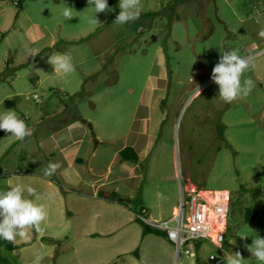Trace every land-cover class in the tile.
Returning <instances> with one entry per match:
<instances>
[{
  "label": "rangeland",
  "instance_id": "obj_1",
  "mask_svg": "<svg viewBox=\"0 0 264 264\" xmlns=\"http://www.w3.org/2000/svg\"><path fill=\"white\" fill-rule=\"evenodd\" d=\"M108 6L92 25L88 0H0V112L14 109L33 132L19 141L0 130V189L48 194L35 201L48 213L42 230L0 247V264H33L37 253L39 264H225L236 251L260 264L245 245L254 231L264 237V0H141L139 19L123 26L113 23L119 0ZM231 49L253 65L244 78L255 87L228 104L211 72ZM53 52L70 53L75 71L54 72ZM76 122L89 132L80 150L61 149L68 133L59 144L49 138ZM127 146L138 162L121 159ZM76 153L82 168L70 165ZM49 162L62 167L45 177ZM180 185L231 192L221 247L202 240L177 257L165 238L144 235L135 203L97 196H140L154 218L168 219Z\"/></svg>",
  "mask_w": 264,
  "mask_h": 264
},
{
  "label": "clouds",
  "instance_id": "obj_2",
  "mask_svg": "<svg viewBox=\"0 0 264 264\" xmlns=\"http://www.w3.org/2000/svg\"><path fill=\"white\" fill-rule=\"evenodd\" d=\"M95 15L89 18L92 25H100L97 13L111 11L108 0H88ZM119 13L113 21L114 24L123 26L135 22L141 15V0H119ZM76 12L72 7L65 4L62 15L65 20H71ZM258 35L264 38V29ZM33 52L31 56L38 55ZM54 72L69 74L75 71V64L70 53L53 52L47 61ZM249 60L239 54V49L226 50L220 55L218 63L212 69L211 80L218 86V97L225 103H233L238 99L246 98L255 87L254 81L245 79L244 74L252 69ZM0 130L9 133L8 137L23 141L33 135L32 129L27 125L14 109H5L0 112ZM62 167L60 162H49L44 168L43 175L50 177ZM47 193H40L35 186L27 184H8L6 189H0V239L14 243L17 237L27 239L29 229L40 232L41 224L47 219V211L43 203H36L46 199ZM254 231V230H253ZM252 237V243L246 244L247 251L256 261L264 264V237L256 231ZM242 240L249 236L239 235ZM234 243V241H230ZM214 258V256H212ZM41 256L35 254L33 264H39ZM225 264H244L245 259L241 252L224 254Z\"/></svg>",
  "mask_w": 264,
  "mask_h": 264
},
{
  "label": "built area",
  "instance_id": "obj_3",
  "mask_svg": "<svg viewBox=\"0 0 264 264\" xmlns=\"http://www.w3.org/2000/svg\"><path fill=\"white\" fill-rule=\"evenodd\" d=\"M231 209V192L207 190L193 185H180V199L173 215L156 219L143 207L136 218L144 225L161 231L175 247L176 256L191 254L190 243L208 240L221 247L226 239Z\"/></svg>",
  "mask_w": 264,
  "mask_h": 264
},
{
  "label": "trees",
  "instance_id": "obj_4",
  "mask_svg": "<svg viewBox=\"0 0 264 264\" xmlns=\"http://www.w3.org/2000/svg\"><path fill=\"white\" fill-rule=\"evenodd\" d=\"M56 1H59V0H56ZM6 103L10 104V102H6ZM120 157H121V159L123 161L138 162L139 159H140L139 155H138V152L135 150L134 147H131V146L124 147L120 151ZM99 197L107 199V200L115 202V203L122 204V205H127L130 202L131 203H135V206H136V211L135 212L136 213L138 212V210L143 208V206L141 205V197L140 196H138V198H131V197L123 196V195H121V194H119L117 192H112L110 197L107 198V197L104 196L103 192H100L99 193ZM136 220L143 226L144 235L154 233L157 236H161L163 238H166V235L163 232L155 230V229H152V228L144 225L137 218H136ZM248 220H250V218ZM198 245H199V243H198ZM2 246L6 247L9 250H14L16 248V246L13 243H9V242H7L5 240L0 239V247H2ZM2 262L4 263V262H7V261L0 258V263H2Z\"/></svg>",
  "mask_w": 264,
  "mask_h": 264
},
{
  "label": "crops",
  "instance_id": "obj_5",
  "mask_svg": "<svg viewBox=\"0 0 264 264\" xmlns=\"http://www.w3.org/2000/svg\"><path fill=\"white\" fill-rule=\"evenodd\" d=\"M16 78V77H15ZM42 82V80L39 78L38 79V83ZM37 97V95H36ZM61 133H68L69 135V140L67 142H65L64 145L61 149L62 150H65V149H68L72 146H75V145H78V150L81 149V146L82 144H87L88 143V135H89V132L88 130L81 126L79 124V122H76L74 125H68L66 126L64 129H57L56 132L54 134H52L49 138L52 139L54 142H56L57 144H59V142L56 139V136L58 134H61ZM78 152V151H77ZM79 153H76L75 156L71 159V162H70V165H74V166H78V167H81L82 168V157H80L78 155ZM48 184L49 186L51 187H56L57 185L59 186V188L61 189L62 187L59 185V184H56V182L52 179H49L48 180ZM116 192V191H114ZM100 193V192H99ZM99 193H98V197H99ZM131 193H127L126 195H128ZM111 195V193H110ZM58 196L60 197L61 199V196L60 194H58ZM105 196V194H104ZM106 197V196H105ZM100 198V197H99ZM108 198V197H107ZM101 199H104V198H101ZM107 201V199H104ZM175 211V210H174ZM147 235V234H146ZM158 237H161V236H158ZM166 239V238H165ZM167 240V239H166ZM168 241V240H167ZM169 242V241H168ZM170 243V242H169ZM171 244V243H170ZM172 245V244H171ZM173 246V245H172Z\"/></svg>",
  "mask_w": 264,
  "mask_h": 264
},
{
  "label": "water",
  "instance_id": "obj_6",
  "mask_svg": "<svg viewBox=\"0 0 264 264\" xmlns=\"http://www.w3.org/2000/svg\"><path fill=\"white\" fill-rule=\"evenodd\" d=\"M0 173H1V170H0ZM105 196L110 197V193H105Z\"/></svg>",
  "mask_w": 264,
  "mask_h": 264
}]
</instances>
